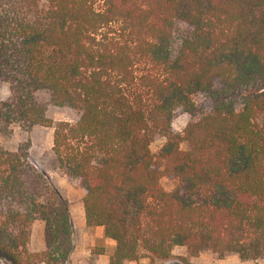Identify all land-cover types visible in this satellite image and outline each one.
I'll list each match as a JSON object with an SVG mask.
<instances>
[{"label": "trees", "instance_id": "1", "mask_svg": "<svg viewBox=\"0 0 264 264\" xmlns=\"http://www.w3.org/2000/svg\"><path fill=\"white\" fill-rule=\"evenodd\" d=\"M3 83L0 136L53 129L55 169L115 241L110 264L175 247L264 260V0H0ZM30 147L0 146V264H67L70 204Z\"/></svg>", "mask_w": 264, "mask_h": 264}, {"label": "rangeland", "instance_id": "2", "mask_svg": "<svg viewBox=\"0 0 264 264\" xmlns=\"http://www.w3.org/2000/svg\"><path fill=\"white\" fill-rule=\"evenodd\" d=\"M8 93V85L1 84L0 97H6ZM54 117L58 119L62 118V115L56 113ZM190 119L191 116L188 113L178 112L172 121L173 129L182 131ZM27 137L31 142L30 153L33 161L46 172L52 189L60 197L66 198L70 204L73 249L67 264H110V257L113 254L110 243H107L104 238L98 237L91 227L82 225L83 191L77 185L68 182L66 177L55 169V160L51 151L53 129L45 126L35 127L27 135L19 127H15L10 136H0V146L12 149ZM164 142L165 138L154 141L150 146L151 151L158 152ZM186 147L185 143L181 145L182 149ZM160 182L165 189H171L175 185L174 180L167 176L162 177ZM43 228L44 224L39 219L31 224L30 252H39L44 249ZM173 254L174 257L169 260L153 261L145 254H141L137 261L125 264H264L263 259L242 260L234 254L218 257L210 252H202L195 257H190L183 247H175Z\"/></svg>", "mask_w": 264, "mask_h": 264}, {"label": "crops", "instance_id": "3", "mask_svg": "<svg viewBox=\"0 0 264 264\" xmlns=\"http://www.w3.org/2000/svg\"><path fill=\"white\" fill-rule=\"evenodd\" d=\"M81 220H82V225L86 226V223H85V216H84V208H83V212H82V217H81ZM88 227V226H87ZM96 235L100 238H104V240L107 242V243H110V245L112 246V249L114 251V248H115V241L110 239V238H107L104 236V229L102 226H95V227H91Z\"/></svg>", "mask_w": 264, "mask_h": 264}]
</instances>
